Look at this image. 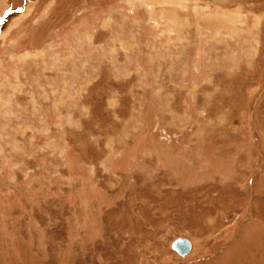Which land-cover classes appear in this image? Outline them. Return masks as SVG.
I'll return each instance as SVG.
<instances>
[{"label": "rangeland", "instance_id": "1", "mask_svg": "<svg viewBox=\"0 0 264 264\" xmlns=\"http://www.w3.org/2000/svg\"><path fill=\"white\" fill-rule=\"evenodd\" d=\"M0 264H264V0H0Z\"/></svg>", "mask_w": 264, "mask_h": 264}, {"label": "water", "instance_id": "2", "mask_svg": "<svg viewBox=\"0 0 264 264\" xmlns=\"http://www.w3.org/2000/svg\"><path fill=\"white\" fill-rule=\"evenodd\" d=\"M171 246L179 255L186 256L192 248V243L187 238L179 237L172 242Z\"/></svg>", "mask_w": 264, "mask_h": 264}]
</instances>
